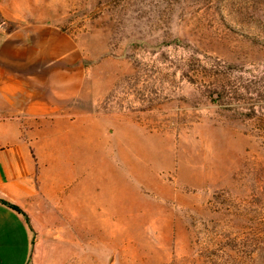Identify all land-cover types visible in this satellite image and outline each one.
I'll list each match as a JSON object with an SVG mask.
<instances>
[{
    "label": "rangeland",
    "instance_id": "rangeland-1",
    "mask_svg": "<svg viewBox=\"0 0 264 264\" xmlns=\"http://www.w3.org/2000/svg\"><path fill=\"white\" fill-rule=\"evenodd\" d=\"M1 3L63 30L101 128L28 264H264V0Z\"/></svg>",
    "mask_w": 264,
    "mask_h": 264
},
{
    "label": "crops",
    "instance_id": "crops-1",
    "mask_svg": "<svg viewBox=\"0 0 264 264\" xmlns=\"http://www.w3.org/2000/svg\"><path fill=\"white\" fill-rule=\"evenodd\" d=\"M14 6L0 4V262L28 264L36 220L63 211V196L77 202L82 171L72 165L84 162L101 128L77 110L87 78L73 45L65 52L67 35Z\"/></svg>",
    "mask_w": 264,
    "mask_h": 264
},
{
    "label": "trees",
    "instance_id": "trees-1",
    "mask_svg": "<svg viewBox=\"0 0 264 264\" xmlns=\"http://www.w3.org/2000/svg\"><path fill=\"white\" fill-rule=\"evenodd\" d=\"M7 205H10V204H8L7 203ZM11 207H13V209H15V210H17V211H19L20 212V209H18L17 207H15V206H12V205H10Z\"/></svg>",
    "mask_w": 264,
    "mask_h": 264
},
{
    "label": "bare ground",
    "instance_id": "bare-ground-1",
    "mask_svg": "<svg viewBox=\"0 0 264 264\" xmlns=\"http://www.w3.org/2000/svg\"><path fill=\"white\" fill-rule=\"evenodd\" d=\"M73 259H74V258H73ZM71 261H72V260H71ZM63 262H64V261H63ZM64 263H65V262H64ZM66 263H67V262H66ZM66 263H65V264H66Z\"/></svg>",
    "mask_w": 264,
    "mask_h": 264
}]
</instances>
